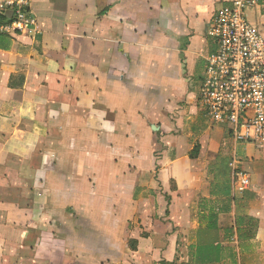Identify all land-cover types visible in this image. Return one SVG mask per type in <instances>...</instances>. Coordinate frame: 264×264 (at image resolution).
Returning <instances> with one entry per match:
<instances>
[{
	"label": "crops",
	"instance_id": "crops-1",
	"mask_svg": "<svg viewBox=\"0 0 264 264\" xmlns=\"http://www.w3.org/2000/svg\"><path fill=\"white\" fill-rule=\"evenodd\" d=\"M232 3L33 0L0 37V264H264V147L199 103Z\"/></svg>",
	"mask_w": 264,
	"mask_h": 264
},
{
	"label": "built area",
	"instance_id": "built-area-1",
	"mask_svg": "<svg viewBox=\"0 0 264 264\" xmlns=\"http://www.w3.org/2000/svg\"><path fill=\"white\" fill-rule=\"evenodd\" d=\"M260 0H233L209 29L216 49L207 59L199 103L215 124L243 144L264 147V36L248 20ZM38 28L33 0H0V37L26 35ZM235 188L251 187L247 172L233 161Z\"/></svg>",
	"mask_w": 264,
	"mask_h": 264
},
{
	"label": "trees",
	"instance_id": "trees-1",
	"mask_svg": "<svg viewBox=\"0 0 264 264\" xmlns=\"http://www.w3.org/2000/svg\"><path fill=\"white\" fill-rule=\"evenodd\" d=\"M195 150H197V149H195ZM196 155V154H195ZM193 156H194V154H193ZM163 264H166V263H163Z\"/></svg>",
	"mask_w": 264,
	"mask_h": 264
},
{
	"label": "rangeland",
	"instance_id": "rangeland-1",
	"mask_svg": "<svg viewBox=\"0 0 264 264\" xmlns=\"http://www.w3.org/2000/svg\"><path fill=\"white\" fill-rule=\"evenodd\" d=\"M213 41V40H212Z\"/></svg>",
	"mask_w": 264,
	"mask_h": 264
}]
</instances>
